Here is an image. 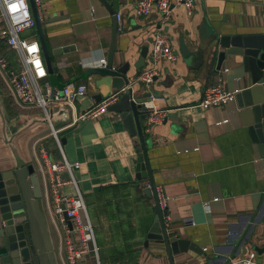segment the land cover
I'll use <instances>...</instances> for the list:
<instances>
[{
    "label": "crops",
    "instance_id": "obj_1",
    "mask_svg": "<svg viewBox=\"0 0 264 264\" xmlns=\"http://www.w3.org/2000/svg\"><path fill=\"white\" fill-rule=\"evenodd\" d=\"M135 1L107 0L115 13L121 12L114 65L130 64L127 76L136 81L130 85L133 94L148 89L158 95L151 100L164 112L161 121L147 131L145 118L142 126L156 190L168 200L163 210L165 226L170 236L187 239L203 252L174 253L173 264H222L251 252L259 261L264 256V168L257 147L236 114L234 97L206 109L199 102L207 85L220 83L233 92L242 86L240 68L225 61L217 70L215 60L207 56V45L212 30L223 20L237 26L263 24L260 0H194L192 15L176 5L166 22L155 8L147 16H136ZM41 5L51 72L46 67L47 76L40 83L45 81L50 89L69 82L87 84L86 96L74 102L75 112L84 111L105 98L94 97L106 94L104 86L94 84L99 77H86L84 71L106 59L112 16L98 0H42ZM53 16L60 19L44 22ZM33 28L24 36L38 39ZM159 28L169 38L176 59H161L153 65L150 50ZM68 45L74 49L52 53ZM0 47L10 66L18 69L15 52L4 43ZM143 47L148 51L141 72L150 67L156 71L149 86L138 84L133 67ZM55 110L50 121L59 129L63 155L69 163H79L72 173L93 226L99 261L171 264L163 243L144 244L154 221V201L142 191L149 185L143 177L145 168L137 171L141 148L133 143L119 114L107 109L97 118L71 124L70 108ZM44 119L41 109L20 107L0 79V172L33 167L49 252L55 264H61L58 250L65 234L46 204L32 153L33 139L43 137L40 142L50 148L52 158L62 160ZM61 176L66 179L68 173ZM64 190L73 192L70 186ZM85 263L95 264L92 252Z\"/></svg>",
    "mask_w": 264,
    "mask_h": 264
},
{
    "label": "water",
    "instance_id": "obj_2",
    "mask_svg": "<svg viewBox=\"0 0 264 264\" xmlns=\"http://www.w3.org/2000/svg\"><path fill=\"white\" fill-rule=\"evenodd\" d=\"M112 16L110 44L104 65L91 67L84 71L86 77L98 76L94 82L97 88L104 86L106 94L94 95L97 100L109 96L115 91L121 92L118 99L108 105L109 111L119 114L122 125L133 137V143L141 148L142 161L137 171L143 167L149 185L143 188V193L154 201V221L147 233L145 246L151 241L163 243L170 263L173 264V254L191 250L203 254L200 247L193 242L170 236L164 221L163 211L159 205L156 185L147 157L145 132L142 121L146 118L148 107L146 99L157 97L151 90L133 94L127 72L130 64L124 62L114 65L117 38V20L115 11L107 0H98ZM31 12L38 31V40L48 72H51L50 60L46 48L41 22L37 15L33 0H29ZM60 16L48 17L44 22L60 19ZM211 40L207 45V56L215 60V68L221 69L225 61L241 70L242 86L234 90L236 114L247 133L256 145L259 159L264 168V23L253 26H237L232 22H223L215 27ZM73 45L52 50L59 54L73 50ZM148 49L143 47L138 60L133 64L135 75H139L145 66ZM155 79V76L152 80ZM142 84V82H138ZM151 83L147 84L149 86ZM63 87V86H62ZM59 88V90L62 89ZM52 115V114H51ZM50 115V118H51ZM44 120H47L46 118ZM41 196L39 180L31 165L0 172V213L2 229L0 231V264H55L49 252L50 239L45 220L38 205ZM226 263V260L221 262Z\"/></svg>",
    "mask_w": 264,
    "mask_h": 264
},
{
    "label": "built area",
    "instance_id": "obj_3",
    "mask_svg": "<svg viewBox=\"0 0 264 264\" xmlns=\"http://www.w3.org/2000/svg\"><path fill=\"white\" fill-rule=\"evenodd\" d=\"M33 1L38 17L42 19V0ZM260 4L264 9V0H260ZM176 5H182L187 15H192L194 0H136L133 9L136 16L141 17L149 15L155 8L160 12L162 21L166 22L169 20L172 9ZM115 15L117 29L120 30L121 12L119 11ZM33 27H35V20L31 12L29 0H0V46L1 43H4L5 46L15 52L19 64L18 69L12 68L0 47V79L7 86L14 101L20 107L39 108L42 110L44 117L49 122L48 135L53 139L62 155L61 162H56L52 158L50 148L41 144L40 141L43 137H35L33 139V159L38 168L46 204L50 207V211L53 212L52 215L54 214L57 218L65 234L62 246L58 250L61 256L60 262L61 264H86L85 258L89 252H92L95 264H123L120 262L102 263L98 259L93 226L72 173L73 168H77L79 163L75 162L72 164L65 159L61 140L58 136L59 129L54 128L52 125L50 115L53 114L54 109L59 110L67 107L72 110L71 124L97 118L107 112L108 105L118 99L119 94L125 90V87L84 111L75 112L74 102L86 96L87 84L69 82L59 90L50 89L45 84V81L40 83L47 76L40 43L35 37L20 35L22 32L30 30ZM161 59L174 61L176 54L172 49L169 38L159 28L154 32L150 50V61L154 65ZM105 62V58L99 60V64L101 65H104ZM155 74L154 67L147 68L140 72L138 81L147 85L152 82ZM233 97L234 92L223 89L220 83L210 84L206 86L199 106L204 109L219 106L227 103ZM151 98L145 101L148 107L146 116L147 131L152 125L159 123L164 115L162 110L152 104ZM63 172L68 173V178L64 179L61 176ZM66 186L72 187L73 192L65 191ZM157 195L159 205L163 211L167 208L168 200L160 194V191H157ZM50 202H52V207L50 206ZM53 220L55 219L53 218ZM54 222L53 224L56 226ZM134 264L146 263L137 262ZM225 264H264V256L258 261L255 254L251 252L247 255L230 259Z\"/></svg>",
    "mask_w": 264,
    "mask_h": 264
},
{
    "label": "rangeland",
    "instance_id": "obj_4",
    "mask_svg": "<svg viewBox=\"0 0 264 264\" xmlns=\"http://www.w3.org/2000/svg\"><path fill=\"white\" fill-rule=\"evenodd\" d=\"M34 30V28L33 29H30V30H27V31H24V32H22L20 35L21 36H24V35H26L28 32H30V31H33ZM51 203V207H52V202H50Z\"/></svg>",
    "mask_w": 264,
    "mask_h": 264
}]
</instances>
